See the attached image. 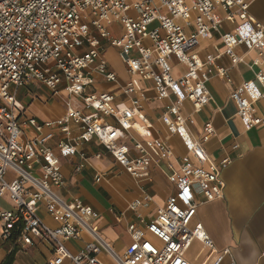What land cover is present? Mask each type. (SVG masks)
I'll list each match as a JSON object with an SVG mask.
<instances>
[{
    "label": "built area",
    "instance_id": "obj_1",
    "mask_svg": "<svg viewBox=\"0 0 264 264\" xmlns=\"http://www.w3.org/2000/svg\"><path fill=\"white\" fill-rule=\"evenodd\" d=\"M250 3L0 0V237L23 246L33 245L35 239L51 242L50 264H62L66 259L76 264H107L100 257L104 252L115 264H196L185 253L198 238L209 253L217 254L214 261L208 258L202 264H223L227 257V264H237L231 246L217 251L202 223L191 226L199 206L197 193H203L205 200L224 197L227 185L223 170L232 159L226 156L217 161L210 156L205 141L215 133L212 119L204 123L202 136L197 138L189 129L183 106L190 100L193 111L198 112L214 101L208 83L211 76L231 80L229 67L217 65L216 60L225 53L234 64L243 61L237 45L259 48L252 64L264 63V23L249 12ZM219 7L228 18L239 21L233 31L222 34L225 51L219 48L201 57L194 48L202 36L219 30L223 20L217 12ZM115 21L122 25L121 35L111 27ZM154 22L157 24L149 28ZM106 44L117 48L131 77L153 81L157 96L168 101L160 118L169 133L181 137L187 150L179 158V170L169 176L176 191L158 207L154 218L147 220L140 214L138 223L129 224L132 242L121 252L102 236L94 222L98 215L94 206L79 198L67 201L55 190L65 184L61 155L79 152L84 157L78 146L94 137L136 179L146 175L152 163L161 162L140 138L130 134L136 130L142 137H153V123L143 111L142 95H132L136 91L133 79L123 86L130 104L116 101L112 90H93L99 74L107 81L118 79L105 56ZM173 55L188 66L178 77L172 74ZM36 82L54 94L67 89L64 114L42 121L24 113L26 107L17 99V89ZM261 85L264 71H259L254 80L244 81L231 94L248 129L264 123V116L254 109V103L264 99ZM105 116H112L116 124L107 123ZM26 126L34 129L31 137ZM56 130L64 134L58 142L59 154L50 143ZM125 137L133 139L134 148L121 141ZM153 141L166 158L175 156L169 136H154ZM3 200L11 204L6 206ZM150 200L146 195L129 203V208L137 210ZM41 206L46 207L57 226L42 218ZM86 232L89 237L83 248L73 251L67 246L69 239H79Z\"/></svg>",
    "mask_w": 264,
    "mask_h": 264
},
{
    "label": "crops",
    "instance_id": "obj_2",
    "mask_svg": "<svg viewBox=\"0 0 264 264\" xmlns=\"http://www.w3.org/2000/svg\"><path fill=\"white\" fill-rule=\"evenodd\" d=\"M217 12L223 16L219 30L212 35L202 36L200 44L194 48L201 57L208 53H216L219 48L225 51L222 34L233 31L239 21V18L235 20L228 18L221 7ZM249 12L264 23V0H251ZM179 23L182 24V21L179 20ZM115 26L118 27L119 33L114 31ZM111 27L115 34L121 35L123 28L119 21H115ZM192 28L187 27V30ZM109 46L112 45L106 44L105 56L110 68L118 74V79L107 81L99 74L93 90H112L116 94V101L130 104V96L123 92V86L132 78L136 85V91L132 95H142L143 111L153 123V137L169 136V143L174 148L175 156L166 158L158 150L153 137H142L136 130H131L130 134L134 138H140L151 155L161 160L159 164L152 163L147 169V174L136 179L116 161L103 143L94 137L84 145L78 146V150L85 153L84 157L79 152L61 155L65 184L56 187L55 190L67 201L79 198L85 204L94 206L98 213L94 222L99 225L102 236L112 241L115 248L121 252L132 242L129 224L138 223L140 214L147 220L154 218L158 207L164 205L167 198L176 191L177 186L170 181L169 176L174 170H179V158L187 154V150L181 137L169 133L160 118L168 101L157 96L152 80H145L138 75L131 77L117 48L112 46L115 53L108 56ZM236 47L237 52L244 56L243 61L234 64L225 53L216 60L217 65L229 67L231 80L217 74L211 76L208 83L214 101L204 105L198 112L193 111L190 100H186L183 106V112L188 117L189 129L197 138L202 136L204 123L212 119L215 133L205 141L210 156L217 161L226 156L232 159L223 170L227 185L224 197L205 200L203 193H197L199 206L192 218L191 226L202 223L206 232L213 238L217 251L231 246L237 264H264V123L248 129L238 114L236 101L231 97L237 86L244 81L254 80L259 71H264V63L252 64L254 58L259 55V48L248 49L244 44ZM171 62L172 74L175 77L181 76L188 68L174 55ZM261 87L264 89L263 85ZM67 93V89H63L59 94H54L49 88L36 82L18 88L17 99L26 107L24 112L26 115L33 114L46 121L64 114ZM31 107H34L33 111H30ZM254 109L256 113L264 116V99L257 100ZM104 120L109 124H116L112 116H105ZM74 128H77L76 125ZM26 130L30 137L34 134L32 127L26 126ZM74 133H78V130L74 129ZM63 136L60 130H56L55 136L50 140L58 154V142ZM121 141L134 148L131 137L122 138ZM192 159L195 164H199L194 156ZM99 175L101 177L97 179ZM146 195L151 197L148 205L143 204L137 210L129 208V203L143 199ZM3 203L6 206L11 204L7 200H3ZM40 214L48 224L58 225L46 207L41 206ZM148 235L155 240V237ZM88 237L86 232L79 239H69L66 244L73 251H78L84 247ZM34 242L33 245L27 246L17 244L18 250L13 264H50L53 257L52 243L42 239H35ZM14 246L16 245L13 241L0 237V264ZM185 255L196 264H202L208 258L210 261L217 258L216 252L209 253L208 247H205L198 238L194 239ZM100 257L107 264H115L105 252L100 253ZM228 262L229 257L223 264ZM62 264L76 263L72 259H66Z\"/></svg>",
    "mask_w": 264,
    "mask_h": 264
},
{
    "label": "trees",
    "instance_id": "obj_3",
    "mask_svg": "<svg viewBox=\"0 0 264 264\" xmlns=\"http://www.w3.org/2000/svg\"><path fill=\"white\" fill-rule=\"evenodd\" d=\"M18 250L17 245L14 246L10 252L7 254V256L5 257L4 261L2 262V264H13L14 263V256L16 251Z\"/></svg>",
    "mask_w": 264,
    "mask_h": 264
},
{
    "label": "rangeland",
    "instance_id": "obj_4",
    "mask_svg": "<svg viewBox=\"0 0 264 264\" xmlns=\"http://www.w3.org/2000/svg\"><path fill=\"white\" fill-rule=\"evenodd\" d=\"M156 24H157V22H154V23L150 24L149 28L154 27ZM114 31H115L116 33H119V29H118L117 26H115ZM112 48H113L112 46H109V47H108V49H107V51H108V56L113 55V54L115 53V51H114ZM19 88H21V87H19ZM19 96H20V94H19ZM33 110H34V107H31V108H30V111H33ZM194 249H195V247H194Z\"/></svg>",
    "mask_w": 264,
    "mask_h": 264
}]
</instances>
